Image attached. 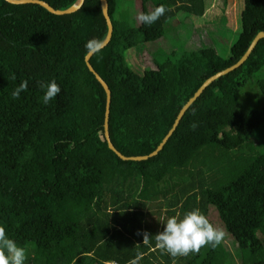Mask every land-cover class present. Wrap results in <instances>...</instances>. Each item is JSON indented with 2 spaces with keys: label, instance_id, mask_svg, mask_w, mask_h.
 Returning a JSON list of instances; mask_svg holds the SVG:
<instances>
[{
  "label": "trees",
  "instance_id": "obj_1",
  "mask_svg": "<svg viewBox=\"0 0 264 264\" xmlns=\"http://www.w3.org/2000/svg\"><path fill=\"white\" fill-rule=\"evenodd\" d=\"M44 1L65 9L76 0ZM125 1L107 0L112 36L89 62L110 89L113 146L143 156L161 143L199 86L242 54L223 56L208 36L214 32L198 31L195 18L207 0H140L143 13L160 5L168 11L123 36ZM241 1L238 25L251 27L236 36L245 34L242 44L249 45L264 31V0ZM221 19L208 26L233 33V21ZM106 33L100 0L62 15L0 0V226L26 250L25 264H129L138 254L139 264H171L154 250V239L143 244V233L155 236L169 216L196 208L208 218L213 205L241 264H264V38L206 86L157 154L122 160L104 136L105 91L84 60L87 42H102ZM140 43L166 50L167 90L153 68L127 63L126 52ZM53 79L61 91L44 105L37 81ZM22 81L27 91L14 100ZM178 264L226 263L218 246Z\"/></svg>",
  "mask_w": 264,
  "mask_h": 264
},
{
  "label": "clouds",
  "instance_id": "obj_2",
  "mask_svg": "<svg viewBox=\"0 0 264 264\" xmlns=\"http://www.w3.org/2000/svg\"><path fill=\"white\" fill-rule=\"evenodd\" d=\"M167 11L164 5H160L151 12L139 13L137 19L141 24L151 26ZM85 47L95 51L100 48V42L91 40ZM11 79H16L14 74ZM37 86L43 91L41 100L44 105H48L61 91L54 79L48 82L37 81ZM27 88L28 81H22L12 92V99H19ZM190 127L195 130L197 125L193 123ZM224 238L225 232L214 226L207 216L196 208L185 212L182 216L179 214L169 216L163 223L162 231L155 236H150L147 232L143 233V244H149L154 239V250H158L161 255L169 256L171 264H178L181 258L198 255L202 248L210 247L214 250ZM26 258V250L8 236L4 226H0V264H25ZM141 258L138 254L129 264H139Z\"/></svg>",
  "mask_w": 264,
  "mask_h": 264
},
{
  "label": "rangeland",
  "instance_id": "obj_3",
  "mask_svg": "<svg viewBox=\"0 0 264 264\" xmlns=\"http://www.w3.org/2000/svg\"><path fill=\"white\" fill-rule=\"evenodd\" d=\"M225 1L226 0H207L208 6L205 13L201 17L195 18V23L197 24L198 31L203 34H205L206 29L208 28L210 31L212 30V32H214H208V36L211 39L215 40L216 48L220 54H222L223 56H228L230 53H237L241 55L248 45V40H245L244 44H242L241 40H244L243 38H245V34L241 36L236 35H238L239 29L240 34L244 32L245 26V33H247V30L250 29L251 25L248 23L244 27L241 24L238 25L237 15H240V12L238 11L245 7L244 3L241 0H227V7H225ZM122 8L124 9L125 20L123 19V22L121 23L122 26L120 32H122L123 36L126 34H132V28L135 26H146L141 24L137 19L138 14L141 13L140 0L125 1L122 3ZM236 9V13L238 14H236L235 16ZM224 16H226V18ZM221 17H223L225 21H233L234 26L233 29L231 28L232 31L234 30L233 33L226 32L225 34H222L219 30L215 31L214 27L208 26L209 23L207 22L213 23L216 20L217 24L223 23ZM243 20L248 21L247 16H244ZM175 22L176 18L172 19L171 26H174L172 24H174ZM126 54L127 63L130 66H132V64L137 62L138 60L142 61L145 65L153 68L157 72L159 82L163 89L167 90L169 88L170 78L168 74H170V61L166 56V50L162 46H160L158 43H150L148 45L140 43L138 44L136 50L129 49ZM161 60L163 61L162 64ZM163 66H165V68ZM261 131L264 133V125L261 126ZM239 142L240 139L238 138L232 141L234 146H237ZM208 218L214 226L222 229L225 232V238L219 245L221 252L223 253L225 263L241 264L240 251L238 249V246L232 235L226 230L224 223L219 217L218 211L214 205L209 208Z\"/></svg>",
  "mask_w": 264,
  "mask_h": 264
},
{
  "label": "water",
  "instance_id": "obj_4",
  "mask_svg": "<svg viewBox=\"0 0 264 264\" xmlns=\"http://www.w3.org/2000/svg\"><path fill=\"white\" fill-rule=\"evenodd\" d=\"M7 2L13 3V4H24V3H34V4H38L40 6H43L45 9H47L49 12L53 13V14H57V15H62V14H69L71 12L76 11L78 8H80V6L83 4L84 0H76L71 6L65 8V9H56L54 7H52L48 2L44 1V0H6ZM101 3V8H102V13L103 16L105 18L106 21V25H107V33L106 36L104 38V40L102 42H100V48H102L104 45H106L111 36H112V31H113V27H112V23L111 20L109 18V14H108V4H107V0H100ZM264 38V31H259L257 32V34L252 38L250 44L248 45L247 49L243 52V54L240 56V58L232 65H230L227 68H224L218 72H216L215 74L211 75L210 77H208L200 86L199 88L194 92V94L185 102V104L182 106V108L180 109L176 119L174 120V123L172 125V127L170 128V130L168 131V133L164 136V138L162 139L161 143L156 147V149L154 151H152L151 153H149L148 155H143V156H125L122 153H120L112 144L110 137H109V131H108V114H109V103H110V89L107 86L106 82L102 79V77L93 69L92 65L90 64V57L93 54L94 51L89 50L87 52V54L84 57L85 63L88 67V69L94 74L95 78L100 82V84L102 85L105 94H106V104H105V112H104V123H103V127H104V136L105 139L107 141L108 147L113 150L115 152V154L121 158L122 160H142V159H146L148 156H153L155 154L158 153V151L162 148L163 144L166 142V140L168 139V137L171 135V133L173 132V130L175 129V127L177 126L180 118L182 117V115L184 114V112L186 111V109L192 104V102L200 95V93L206 88V86L212 82L213 80H215L216 78H218L219 76L225 74L226 72L236 68L237 66H239L241 63H243V61L249 56V54L251 53V51L253 50V48L255 47V45L257 44V42L259 41V39ZM99 48V49H100Z\"/></svg>",
  "mask_w": 264,
  "mask_h": 264
},
{
  "label": "crops",
  "instance_id": "obj_5",
  "mask_svg": "<svg viewBox=\"0 0 264 264\" xmlns=\"http://www.w3.org/2000/svg\"><path fill=\"white\" fill-rule=\"evenodd\" d=\"M234 6H235V5H234ZM238 7H239V3H238ZM238 7H237V9H238ZM237 9H236V11H235V16H236V14H237V13H236V12H237Z\"/></svg>",
  "mask_w": 264,
  "mask_h": 264
},
{
  "label": "bare ground",
  "instance_id": "obj_6",
  "mask_svg": "<svg viewBox=\"0 0 264 264\" xmlns=\"http://www.w3.org/2000/svg\"><path fill=\"white\" fill-rule=\"evenodd\" d=\"M111 108V107H110Z\"/></svg>",
  "mask_w": 264,
  "mask_h": 264
}]
</instances>
